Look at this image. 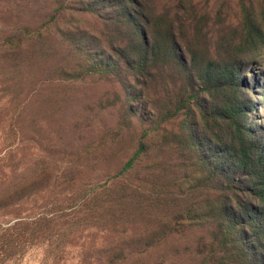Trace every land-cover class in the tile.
Here are the masks:
<instances>
[{"label":"rangeland","instance_id":"1","mask_svg":"<svg viewBox=\"0 0 264 264\" xmlns=\"http://www.w3.org/2000/svg\"><path fill=\"white\" fill-rule=\"evenodd\" d=\"M138 2L0 0V264H264V0Z\"/></svg>","mask_w":264,"mask_h":264},{"label":"trees","instance_id":"2","mask_svg":"<svg viewBox=\"0 0 264 264\" xmlns=\"http://www.w3.org/2000/svg\"><path fill=\"white\" fill-rule=\"evenodd\" d=\"M129 1H131L132 4H136V6H140V5H141V4L138 2V0H128V2H129ZM138 154H139V153H138ZM138 154H137V155H138ZM137 155H136V156H137ZM132 163H133V161H131V162L128 164L127 169L130 168V166L132 165Z\"/></svg>","mask_w":264,"mask_h":264}]
</instances>
